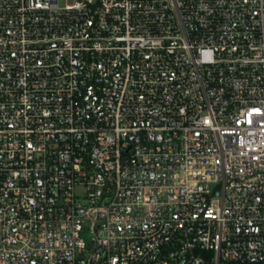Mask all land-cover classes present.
<instances>
[{
  "label": "built area",
  "instance_id": "built-area-1",
  "mask_svg": "<svg viewBox=\"0 0 264 264\" xmlns=\"http://www.w3.org/2000/svg\"><path fill=\"white\" fill-rule=\"evenodd\" d=\"M0 264H264V0H0Z\"/></svg>",
  "mask_w": 264,
  "mask_h": 264
},
{
  "label": "rangeland",
  "instance_id": "rangeland-1",
  "mask_svg": "<svg viewBox=\"0 0 264 264\" xmlns=\"http://www.w3.org/2000/svg\"><path fill=\"white\" fill-rule=\"evenodd\" d=\"M91 3L96 2L97 0H88ZM74 2V0H61V5L66 6V5H71Z\"/></svg>",
  "mask_w": 264,
  "mask_h": 264
}]
</instances>
